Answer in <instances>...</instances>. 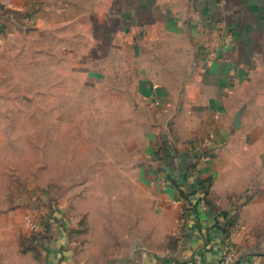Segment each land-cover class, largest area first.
<instances>
[{
	"label": "rangeland",
	"instance_id": "rangeland-1",
	"mask_svg": "<svg viewBox=\"0 0 264 264\" xmlns=\"http://www.w3.org/2000/svg\"><path fill=\"white\" fill-rule=\"evenodd\" d=\"M127 6L43 0L9 30L0 18V264H47L48 236L79 264L176 248L146 184L165 122L140 93L149 52L125 43Z\"/></svg>",
	"mask_w": 264,
	"mask_h": 264
},
{
	"label": "crops",
	"instance_id": "crops-1",
	"mask_svg": "<svg viewBox=\"0 0 264 264\" xmlns=\"http://www.w3.org/2000/svg\"><path fill=\"white\" fill-rule=\"evenodd\" d=\"M41 1L0 0V18L9 30ZM110 1L128 4L125 43L149 52L140 93L165 124L148 139L146 184L178 235L126 264H219L228 250L230 264H264V0ZM58 239L47 264H79Z\"/></svg>",
	"mask_w": 264,
	"mask_h": 264
},
{
	"label": "built area",
	"instance_id": "built-area-1",
	"mask_svg": "<svg viewBox=\"0 0 264 264\" xmlns=\"http://www.w3.org/2000/svg\"><path fill=\"white\" fill-rule=\"evenodd\" d=\"M233 260V254L231 250L226 251L219 261V264H230Z\"/></svg>",
	"mask_w": 264,
	"mask_h": 264
}]
</instances>
